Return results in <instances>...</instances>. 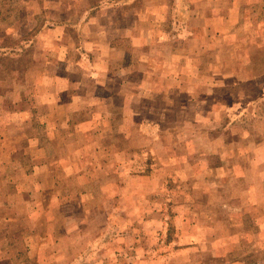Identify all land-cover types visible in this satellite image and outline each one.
Returning <instances> with one entry per match:
<instances>
[{"label": "rangeland", "instance_id": "obj_1", "mask_svg": "<svg viewBox=\"0 0 264 264\" xmlns=\"http://www.w3.org/2000/svg\"><path fill=\"white\" fill-rule=\"evenodd\" d=\"M98 1L61 0L59 21L67 11L74 18L58 25L59 59L79 55L73 48L85 41L83 26ZM122 1L125 11L130 0ZM149 1L153 7L132 0L138 12L133 21L150 26L155 17L152 57L166 63L178 53L191 65L182 86L186 93L179 98L175 84L165 94L156 84L148 115L133 116L123 105L118 121L124 126V143L131 145L116 154L115 172L107 162H71L84 168L82 176L61 178V160L54 155L52 172L50 164L39 175L25 176L22 162L11 160H22V134L34 141L43 130L0 128V264H228L214 256L225 254L226 242L240 233L220 225H226L227 217L238 218L255 200L241 190L243 174L262 167L251 159L258 158L257 146L264 142V0L220 1L216 14L231 18H219L215 27L209 26L210 18L191 15L202 7L200 14L211 17V0ZM39 3L0 0V10L10 16L8 24L0 22V125L11 117L15 126L22 123L3 112L22 105L14 103L13 88L31 90L22 62L40 57L38 41L50 43L44 35L35 36L48 25ZM27 14L38 17L28 21ZM166 31L176 34L174 41L167 43ZM97 32L93 25L87 36L96 40ZM128 45L118 44L121 60ZM168 69L158 66L155 75ZM204 93L213 95L196 98ZM29 94L35 105L34 92ZM41 112L44 122L51 118ZM132 125L139 128L130 129ZM34 145L24 148V157ZM230 174L240 177L229 180ZM228 202L233 210L224 206ZM215 234L219 236L211 237ZM245 244L239 240L241 258Z\"/></svg>", "mask_w": 264, "mask_h": 264}, {"label": "crops", "instance_id": "obj_2", "mask_svg": "<svg viewBox=\"0 0 264 264\" xmlns=\"http://www.w3.org/2000/svg\"><path fill=\"white\" fill-rule=\"evenodd\" d=\"M38 1H40L39 6L45 10L48 25L46 24L43 29L40 27L35 36L44 35V39L49 38L50 43L43 46L44 42L38 41L39 50H41L40 57L22 62L31 90L27 92L24 86L13 88L14 103L22 102V105L10 107L3 112V115L17 116L22 123L15 126L11 122V117L8 122H1L0 128L11 130L17 127L22 133L31 131L37 133L40 130L43 132L38 137L35 134L34 141L25 138L22 134V160L19 157L11 161L22 162L20 171L25 176L27 174L39 175L44 170H48L50 164L52 172L55 156L57 160H61V167L58 169L61 171L58 177L61 178L71 179L82 176L79 173L84 172V168L70 166L71 162L81 166L83 163L86 165L107 162L112 164L115 172L117 155H121L124 145H131L129 140L124 143L121 133L124 126L121 121H118V113L121 110L124 111L123 105L130 107L124 108L129 109V114L133 116H139L144 112L148 115V102L155 95L156 84L162 85L161 92L163 91L165 94L169 93L166 91L172 85L178 84L177 94L180 98L179 95L186 93L182 86L186 82L185 77L188 76L185 74V70L191 65H187L181 60L180 57L183 55L180 56L178 53L166 63L152 57L151 52H153L156 36L155 17H153L150 26H139L138 22L133 21L138 19V12L132 8V0L128 2L127 5L130 7L125 11V6L119 5L123 2L122 0H99L96 7L91 6L90 11H94V9L96 11L83 26V32L86 35L83 38L85 41L78 43L73 48H76L79 55L69 57L67 54L59 59L58 25L74 18V12L70 14L66 10V15L61 14V21H59L58 9L60 8L58 5L61 0ZM146 1L153 7L154 2ZM220 1H223L225 5H230V0H211V17L208 13L200 14L202 7L199 8L200 12L195 10L191 15L201 16V19L210 18L209 26L215 27L219 23V18L228 20L231 18L230 15L219 17L216 14L218 13L217 8L221 4ZM7 13L0 10V22L8 24L10 16ZM151 13L154 14L153 11ZM38 14L43 15L42 12H38ZM36 17L38 15L27 14L26 19L30 21ZM86 18L87 16L84 17V19ZM93 25L95 30H98L99 37L96 40H91L90 36H87ZM64 29L65 27L63 31ZM3 30L0 28V32ZM164 36H167V43L176 38V34L172 31H166ZM123 41H129V45L128 52L123 54L124 60H121L117 55L121 50L118 44ZM37 43L35 42L34 46ZM2 49L3 46L0 44V50ZM161 65L163 68L169 69L161 76H156L155 70ZM44 67L52 70L48 71ZM58 67L62 68V72L61 69L57 71ZM192 80L193 78L190 76L189 81ZM127 85H131V87L126 88ZM32 92H34L35 105L30 103L32 98L29 93ZM212 95L204 93L198 96L195 94L194 97L207 99ZM44 103L45 106H43ZM138 104L146 107L140 108ZM41 110L50 114L51 118L44 122L39 117L43 113ZM60 115H64L65 119L62 120ZM147 117L144 116V118ZM129 128L138 129L139 127L132 125ZM31 143H35V145L31 147L30 155L24 157L27 152L23 150ZM257 148L260 149L258 158L251 159L248 156L247 159H251L252 162L258 161L263 169L260 168L259 171L248 169L250 171L243 174L246 178L241 188L255 200H250L249 206L241 209L238 218L227 217L226 225H220L222 229L227 228L230 233L232 227H236L235 233H240L238 238L236 236L233 240L226 242L225 254L218 252L214 256L226 258L228 264H242L243 260H247L246 264H264V142H260ZM261 148L263 152H261ZM5 156L4 154L3 157ZM232 177L237 180L240 176L228 175L229 180ZM228 185L231 183L229 182ZM224 206L232 209L233 202H228ZM218 236L219 234L211 235V237ZM244 239L246 244L243 251L246 252L242 254L243 258H241L239 256L241 247L238 243L239 240L243 241ZM214 240H218V238H214ZM220 247H222L221 251H224L223 245ZM247 249L249 250L247 251ZM246 253H250L249 256H245Z\"/></svg>", "mask_w": 264, "mask_h": 264}]
</instances>
